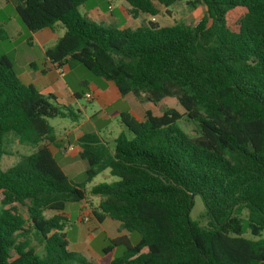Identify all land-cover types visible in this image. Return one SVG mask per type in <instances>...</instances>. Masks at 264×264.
I'll use <instances>...</instances> for the list:
<instances>
[{
    "label": "trees",
    "instance_id": "trees-1",
    "mask_svg": "<svg viewBox=\"0 0 264 264\" xmlns=\"http://www.w3.org/2000/svg\"><path fill=\"white\" fill-rule=\"evenodd\" d=\"M8 1L31 33L65 28L46 51L55 68L79 64L122 96L154 106L174 98L184 112L147 110L142 122L124 113L126 131L112 142L85 134L88 168L75 183L50 149L60 147L50 120L70 107L0 57V264H95L69 249L64 212L105 171L119 180L92 188L96 220L140 236L135 245L109 239L104 254L124 248L109 264H264V0H203L206 15L193 26L150 20L135 30L88 19L80 8L89 0ZM125 1L129 15L155 18L178 0ZM9 39L0 25V42ZM184 117L196 135L178 125ZM9 133L31 153L8 161ZM192 196L203 200L205 227L191 218Z\"/></svg>",
    "mask_w": 264,
    "mask_h": 264
},
{
    "label": "crops",
    "instance_id": "crops-1",
    "mask_svg": "<svg viewBox=\"0 0 264 264\" xmlns=\"http://www.w3.org/2000/svg\"><path fill=\"white\" fill-rule=\"evenodd\" d=\"M6 3L10 2L8 0H0V6ZM85 5L83 7H85ZM109 7H112V11H110ZM128 9L129 5L125 0L120 5V8L115 7L114 0H107L105 10L98 4L92 6L89 10H85L82 15L103 26H114L120 29L132 30L142 27L150 20L157 21V16L152 19H148V16L143 14L133 17L129 15ZM0 25L6 28L9 34V40L18 39L19 45L24 51H38V56L31 60L15 59V61H13L6 54L2 56H6L10 59L19 79L24 84L34 86L44 95H54L59 105L71 107V105L75 103V105L77 104L78 106L82 99L96 103L99 107V112L96 113L95 116L97 121L100 120L101 126H104V123L109 120V110L113 111L111 115L114 118L120 119L122 114L128 113L139 122L145 120V113L147 110L152 111L155 115H160V113L156 111L157 106L140 100L134 94L130 93L126 96H122L117 86L111 81L95 76V78L86 79L79 64L66 65L61 69L55 68L53 64L46 59V51L53 47L65 34L66 30L62 25H57L54 29L48 28L31 33L23 28L15 16L13 19H8L7 21L0 20ZM74 73H77V76L79 73H81V75L78 76V78L74 77V79H71ZM87 94H90L92 99H87ZM89 119L91 120V118ZM78 128L79 129L74 133L73 140L71 132L67 133L63 138L57 136V143L60 147L52 146L50 148L56 160H58L57 156L61 158V163L57 162L67 176L68 173H66V170L73 172L79 161L78 159H80L78 141L85 134L95 133L106 142H112L121 133L126 131L122 124H119L118 131L113 133L108 132L103 135L95 131L87 133L81 129L80 125ZM73 141L76 142V144H73ZM64 168L67 169L65 170ZM100 200L101 198L98 197L97 203H90L89 201L91 200L87 198L86 201L80 204V209L82 211L81 221L83 217L87 216L90 221L93 218L96 220L94 212H98L97 208ZM64 215L67 218L70 216L66 210ZM96 232H100L101 234L104 233L107 239L112 240L121 236H127L129 238V233L122 229L119 222H113V220L106 218L102 223L97 221L96 225L82 230L80 235H78L73 242H69V249L83 254L85 258L92 261L100 262L103 259L102 255L91 247V244L97 238L95 235Z\"/></svg>",
    "mask_w": 264,
    "mask_h": 264
},
{
    "label": "rangeland",
    "instance_id": "rangeland-1",
    "mask_svg": "<svg viewBox=\"0 0 264 264\" xmlns=\"http://www.w3.org/2000/svg\"><path fill=\"white\" fill-rule=\"evenodd\" d=\"M124 2V0H114V5L117 8H120V5ZM101 5L103 7V10L106 9L107 0H89L88 3H86L85 7L81 8V13L83 14L85 10H89L92 6L95 5ZM207 7L203 0H178L175 4H173L169 8L160 7V14L156 17L157 22L162 27H170L177 24H184V25H195L200 19H202L206 15ZM169 12V13H168ZM16 17L17 20L20 22V24L23 26V28L27 31L26 27L18 17V14L16 13L13 4L6 3L2 6H0V20L7 21L8 19H13V17ZM148 19H152V17L148 16ZM107 25V24H106ZM234 30H237V27L234 28ZM8 55L13 61L18 59H24V60H31L35 59L38 56V51L34 52H26L22 49V47L19 45L18 39H11L8 41H1L0 42V57L2 55ZM80 67L83 70V74L86 79L95 78L89 71H87L83 66L80 65ZM81 73L78 74L80 76ZM77 73H74V76L71 77V79H74V77L78 78ZM86 107V108H84ZM71 112L68 113V116L66 118H57L50 120V124L56 129V134L58 137H65L67 133L72 134V140L74 133L76 130H78V126L80 125L81 129L85 132H91L95 131L96 133H101L102 135L105 133H113L118 131L119 124H121L119 118H114L112 114V110H109L110 113L109 120L104 123V126H101V123L97 121L96 119V113L99 112V107L96 105V103L88 102L85 99L80 100V104L77 106L75 103H73L70 107ZM167 109H176L180 113H183V108L179 105L176 99L174 98H166L164 99L158 106H157V113H160V115ZM91 118V120L89 119ZM178 125L184 129L187 133H191L193 136L196 135L194 131V126L187 121V119L184 117L182 120L178 122ZM95 126V127H94ZM73 144H76V142L73 141ZM5 153L7 154L6 159L8 161H15V158L18 157L20 154H30L31 148L21 146L18 142V138L14 133H9L5 136L4 139V147H3ZM57 161L61 163V158L57 156ZM77 166L73 172H69V170H66V173H68V176L70 179L75 183H83L85 180V172L87 169V162L78 159ZM12 161V162H13ZM11 163V162H10ZM119 179L112 177L109 173V171H105L104 173L100 174L96 179L89 185H87V198L91 202H98V197L91 194V190L94 186L99 184H111L117 182ZM194 206L191 210V218L193 221L198 222L202 227H205L208 223V217L206 214V208L203 203V200L201 196H195L194 199ZM81 203H71L67 205L66 212L70 214L68 216V221L66 222V228L65 232L67 234V238L69 242H73L78 235H80V232L84 230L87 227H92L93 225L97 224V221L93 218L90 222L84 223L83 220L85 217H83V220L81 221L82 217V211L80 209ZM51 213H48L47 216H50ZM111 220V219H109ZM115 222V221H113ZM95 235L97 238L94 240V242L91 244V247L98 251L102 255V260L100 262L92 261L88 258L87 260L95 263V264H109L114 258L119 257L123 254L124 248L123 247H116L110 254H104V250L109 247L110 241L106 238V235L104 233L96 232ZM140 236L137 233L129 234V241L131 244L135 245L137 242H139ZM34 244L36 245L37 251L42 254L43 248L37 244L36 241H34ZM39 254V255H40ZM83 255V254H82ZM84 256V255H83Z\"/></svg>",
    "mask_w": 264,
    "mask_h": 264
},
{
    "label": "built area",
    "instance_id": "built-area-1",
    "mask_svg": "<svg viewBox=\"0 0 264 264\" xmlns=\"http://www.w3.org/2000/svg\"><path fill=\"white\" fill-rule=\"evenodd\" d=\"M109 9H110V11H112V7H109ZM86 97H87V99H92V96L90 94H87ZM71 150H73V149H71ZM83 222H85V223L90 222L89 217L88 216L85 217L84 220H83Z\"/></svg>",
    "mask_w": 264,
    "mask_h": 264
},
{
    "label": "water",
    "instance_id": "water-1",
    "mask_svg": "<svg viewBox=\"0 0 264 264\" xmlns=\"http://www.w3.org/2000/svg\"><path fill=\"white\" fill-rule=\"evenodd\" d=\"M193 199H194V196H192L191 201H193Z\"/></svg>",
    "mask_w": 264,
    "mask_h": 264
}]
</instances>
